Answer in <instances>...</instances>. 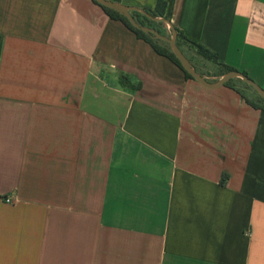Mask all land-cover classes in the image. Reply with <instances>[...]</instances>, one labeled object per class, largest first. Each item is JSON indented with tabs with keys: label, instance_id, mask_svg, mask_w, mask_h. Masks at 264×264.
<instances>
[{
	"label": "crops",
	"instance_id": "obj_1",
	"mask_svg": "<svg viewBox=\"0 0 264 264\" xmlns=\"http://www.w3.org/2000/svg\"><path fill=\"white\" fill-rule=\"evenodd\" d=\"M164 1L264 89V0ZM0 264H264V111L92 0H0Z\"/></svg>",
	"mask_w": 264,
	"mask_h": 264
},
{
	"label": "trees",
	"instance_id": "obj_2",
	"mask_svg": "<svg viewBox=\"0 0 264 264\" xmlns=\"http://www.w3.org/2000/svg\"><path fill=\"white\" fill-rule=\"evenodd\" d=\"M92 1L96 4H98L96 1H94V0H92ZM98 5H100V4H98ZM100 6L106 11V13L111 18L122 21L126 27H128L130 30H132L137 35L138 38L143 39L146 42H148L158 54L163 55V56L169 58L172 62H174L178 67H180L184 71V73L188 79H193L192 76L190 74H188L183 69L179 60L173 54L171 47L168 43H166L162 40L155 39L151 35H148V34L144 33L143 31L135 28L128 21V19L126 17H124L123 15H121V14H119V13H117L111 9H108L102 5H100ZM165 9H166V2L164 0H158L155 10H150L147 8L144 10H146L147 12H149L151 15H153L155 17H164ZM134 16H135L136 20L138 21V23H140L142 26L155 28V26H152V24L155 22L149 20L147 17H145L141 13L135 12ZM160 24L165 25V23H160ZM175 29L177 31V44L181 48V50L186 54V56L190 59V61L192 63H193V60L185 51L184 46L186 48L190 49L193 52L194 56H196L199 60L204 61V62L205 61L210 62L212 64L218 65V68H219V72L217 73L218 77L222 76L223 74H225L231 70H234V69H232L226 65L219 64L218 63V55L216 53H213L210 50L204 48L201 44L188 39L179 29H177V28H175ZM194 66L197 68V70L200 74L205 76V73H203L198 68V66L196 64H194ZM225 86L229 87V88L235 90L237 93H239L242 96V98L246 101V103H248L254 109L264 111V99L261 98L259 96V94L251 86L247 85L246 83H244L243 81H241L239 79H232V80L228 81ZM249 90H251L253 92L252 93L253 95H251V94L249 95V93L247 92Z\"/></svg>",
	"mask_w": 264,
	"mask_h": 264
},
{
	"label": "water",
	"instance_id": "obj_3",
	"mask_svg": "<svg viewBox=\"0 0 264 264\" xmlns=\"http://www.w3.org/2000/svg\"><path fill=\"white\" fill-rule=\"evenodd\" d=\"M98 4L111 9L128 19V21L137 29L143 31L144 33L151 35L155 39L162 40L168 43L171 47L173 54L179 60L183 69L192 76L194 80H196L202 86L208 89H218L226 85V83L232 79H239L246 83L247 85L251 86L261 98L264 99V89L253 79H251L246 73L238 71V70H231L214 81L209 80L202 74H200L194 64L190 61V59L186 56V54L181 50V48L177 44V31L174 28V25L171 23L170 20L166 19L165 17H155L151 15L149 12L142 8L126 6L115 2L113 0H94ZM138 12L147 17L149 20L157 23H165L171 30L169 35L162 34L158 29L153 27H146L142 26L136 20L134 13Z\"/></svg>",
	"mask_w": 264,
	"mask_h": 264
},
{
	"label": "rangeland",
	"instance_id": "obj_4",
	"mask_svg": "<svg viewBox=\"0 0 264 264\" xmlns=\"http://www.w3.org/2000/svg\"><path fill=\"white\" fill-rule=\"evenodd\" d=\"M152 26H155V23L152 24ZM186 52L187 54L192 58L193 63L196 64L198 66V68L205 74H207V77L209 80L214 81L216 80L214 77L217 75V73L219 72V68L213 67L209 64H206L205 62H202L201 60H199L196 56H194L193 52L186 48ZM242 72V71H241ZM214 78V79H213ZM249 93V95H253L252 91L249 90L247 91Z\"/></svg>",
	"mask_w": 264,
	"mask_h": 264
},
{
	"label": "built area",
	"instance_id": "obj_5",
	"mask_svg": "<svg viewBox=\"0 0 264 264\" xmlns=\"http://www.w3.org/2000/svg\"><path fill=\"white\" fill-rule=\"evenodd\" d=\"M6 202L10 203L11 202V199L7 198L6 199Z\"/></svg>",
	"mask_w": 264,
	"mask_h": 264
}]
</instances>
